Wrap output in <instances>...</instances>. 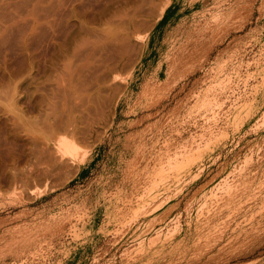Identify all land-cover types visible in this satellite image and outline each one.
<instances>
[{"label": "rangeland", "instance_id": "obj_1", "mask_svg": "<svg viewBox=\"0 0 264 264\" xmlns=\"http://www.w3.org/2000/svg\"><path fill=\"white\" fill-rule=\"evenodd\" d=\"M119 1L57 3L35 37L37 86L29 92L18 83V29L9 46L0 43V264H264V0ZM103 27L113 33L96 34ZM71 29L79 39L96 34L94 45L103 35L96 47L117 37L108 55L102 48L90 59L111 77L95 104L73 91L80 69L71 66L81 63L63 68L61 54L42 72ZM60 71L74 96L63 87L60 98ZM51 88L61 100L53 102ZM46 100L57 116L66 107L68 119L87 113L81 125L71 120L79 127L73 156L55 154L64 133L49 121Z\"/></svg>", "mask_w": 264, "mask_h": 264}, {"label": "bare ground", "instance_id": "obj_2", "mask_svg": "<svg viewBox=\"0 0 264 264\" xmlns=\"http://www.w3.org/2000/svg\"><path fill=\"white\" fill-rule=\"evenodd\" d=\"M60 0H0V19L2 18V20L4 21V23L5 24H2L3 23V21H2V23L0 24V26L2 27V28H0V43H1V45L2 46H4V45H8L9 44V41L11 40L10 39V37H9V34L11 33V36H13V33L11 32L14 28L15 29H18V31H19V33L18 34H16L15 35V37H14V40L15 41H17L16 43H17V50L19 49L22 53H23V56H22V60H20L19 62H18V64H17V72H18V74L20 75V76H22V79H20V81L18 82L19 84H20V89L22 88V86L23 85H27L26 86V88L28 87V89L29 90H27L28 92L29 91H31V90H33V89H36V84H37V82L35 81L37 78V76L34 74V72H36L37 70V68H36V64H35V59H34V57L32 56V54H31V52L33 51V49L35 48V47H33V45L35 44V37L37 36V31H38V28H41L43 25H47L48 24V20H45L46 18H47V16L49 15V14H53L55 11H57L58 10V8H59V4H58V7H57V3H60L59 2ZM123 1V0H122ZM121 0L119 1V4H121V2H122ZM127 0H125V4L127 3L126 2ZM116 3L118 2V1H115ZM114 2V3H115ZM123 3V2H122ZM123 3V6L125 5ZM113 4V3H112ZM119 4H118V6H119ZM139 4V3H138ZM114 5V4H113ZM122 5V4H121ZM135 5H137V4H134V6ZM134 6H132V7H134ZM107 7H111V5L109 6V5H107L106 7H105V9H107V10H105V9H103V11H102V13L103 12H106V14L105 13H103V15L105 14L106 16V19L108 18V19H110V17L111 16H108L107 17V12L109 11V13L108 14H110V12H111V14L113 13V10L111 11V9L109 8H107ZM116 6L114 5V7L112 6V9L113 8H115ZM125 7V6H124ZM129 7H130V5H129ZM128 7V8H129ZM137 7V6H136ZM138 8H139V6H138ZM137 8V9H138ZM126 9V8H125ZM132 9V8H131ZM134 9V8H133ZM105 10V11H104ZM117 10H121V8L119 9V7H117ZM117 10H115V11H117ZM135 10V9H134ZM124 11V8L122 9V12ZM126 11V10H125ZM124 11V12H125ZM118 12H121V11H118ZM121 12V14H123ZM129 12H130V9H129ZM128 12V9H127V11L125 12V13H129ZM132 12H133V10H132ZM115 13L116 12H114V17H116L117 15H118V17H119V15H121V14H116L115 15ZM127 14H125L126 16H127ZM131 14V13H130ZM125 15H121L120 16V18L121 17H125ZM114 17H112L113 18V20L115 21L114 23H116V20H117V18H114ZM127 17H129V15L127 16ZM126 17V18H127ZM130 17H131V15H130ZM5 20H4V19ZM106 19H103V20H106ZM123 20V19H122ZM122 20L121 19H119V20H117V22L118 21H121L122 22ZM124 20H126V21H129L128 20V18L127 19H124ZM1 21V20H0ZM109 21H111V19L110 20H107L106 22H109ZM132 21H133V19H132ZM105 22V21H104ZM123 22H125V21H123ZM128 24H129V22H127ZM110 24H112V22H110ZM123 24H125L126 25V22L125 23H123ZM122 23L120 24L119 23V25H118V27L119 28H122L121 30H123V31H125L126 30V28H124V27H126V26H124ZM114 24H112V26H113ZM120 25H123L124 27H120ZM125 30H124V29ZM109 29V28H108ZM108 29H106V27H103L99 32H97L96 33V31H95V33L96 34H98V33H100L101 31H103V33L104 32H110V34H112L113 33V31H111V30H114V29H109V31H108ZM116 30V29H115ZM117 30H119V29H117ZM93 33V32H92ZM92 33H90V34H92ZM95 33H93V34H95ZM102 33V34H103ZM92 34V35H93ZM93 35L94 37L96 36V38H97V35ZM65 41H64V52L62 53V51H61V49L60 48H58V46H57V44H55V47H56V50H55V52L54 53H52L51 54V56H48V57H46V58H49V57H51V58H49V59H45V61L43 62V63H45L46 62V64H45V67H44V70H42V72L44 71V73H46V74H44V75H48V73L47 72H49V70L52 68L51 66H52V64H49V63H51V62H54V61H57L62 55H63V57H61V59H60V61H61V66L63 65V68H64V66L66 67V66H69L70 67V64H72L73 62H74V60H75V62L77 61L78 62V64H77V66L81 63L82 65H84V64H86V65H84V67L82 66V65H79L78 67H80V68H77V66H76V68L77 69H75V68H73V66L75 65V63H74V65L72 64V69H74V71L75 70H79L78 72L76 71V72H74L77 76H76V78H75V81L73 82V79H74V77H72V84H74V86H73V91H77L78 93H82L83 95H81V96H79L80 98H78V100L79 99H81V100H83V98L85 97V98H87V101H89V102H93V99L95 98V95H101L100 94V91H105V89H109V87H111L112 88V86H108V85H105L106 83H108V82H110L111 81V77L109 76L110 74L107 72V75H103L101 72H102V70H101V72H100V70H99V72L101 73H99L98 71H97V69H94V68H96V67H98V66H96L97 64L100 66V63L98 62L99 61V59L97 60V64H95L92 60L90 61V59H93L92 57H93V55H94V52L96 51V50H100V49H102L103 48V51H104V49L106 48L107 49V52H109V49H108V47H110L111 46V44H112V47L114 46V43L113 42H115L116 41V39H117V37H116V39L113 41L111 38L109 39V41H107V43L105 42V45L104 44H99L98 43V46L96 47V45H97V41L99 40H101L102 38H103V35H102V38L100 39V36H98L99 37V39L97 40V39H95V45H94V43H91L90 42V40H93L94 39V37H93V39H88V38H86L88 41H89V43H87V41H86V39L84 40V38H80L79 39V37H78V32H77V29H71V30H69V31H67L66 33H65ZM92 35H90L91 37L90 38H92ZM100 35V34H99ZM104 35H105V33H104ZM107 35H109L108 33H107ZM125 35H127V34H125ZM115 36H118V35H115ZM121 36H123V35H121ZM128 36H129V34H128ZM104 37H107L106 35L104 36ZM119 37H120V35H119ZM118 37V39H120ZM124 37V36H123ZM8 38V39H7ZM122 38V37H121ZM125 38V37H124ZM124 38H123V40H121V42L122 43H125L126 41H124ZM126 38H127V36H126ZM104 39H106V38H104ZM104 39H102V40H104ZM113 41V42H112ZM119 41V40H118ZM93 42H94V40H93ZM101 42V41H100ZM11 43V42H10ZM107 44L109 45L108 47H107ZM118 44V43H117ZM126 44H128V42L126 43ZM121 45V44H120ZM9 46V45H8ZM124 47H126V45H123ZM123 46H121V49L119 48H116V49H118V50H122V49H124V47ZM1 47V46H0ZM12 46H10V48H11ZM115 47H117V45L115 46ZM114 47V48H115ZM35 50V49H34ZM111 50H113V49H111ZM110 50V51H111ZM102 51V50H101ZM102 51V52H103ZM115 51V50H114ZM113 51V52H114ZM102 52H98L97 51V53H102ZM105 53H106V50L104 51ZM116 52H118V51H116ZM115 53V52H114ZM20 54V53H19ZM62 54V55H61ZM66 54V55H65ZM107 55H108V53H106ZM34 55V54H33ZM100 55V54H99ZM98 55V56H99ZM102 55V54H101ZM104 55V54H103ZM118 55V54H117ZM120 55V54H119ZM119 55L117 56V57H119ZM122 55V54H121ZM96 55H94V57H95ZM98 56H97V58H98ZM111 56V55H110ZM114 56H116V55H114ZM123 56V55H122ZM122 56H120L121 57V59L123 58ZM102 57V56H101ZM109 57V56H108ZM5 58V57H4ZM35 58H36V56H35ZM81 58V59H80ZM96 58V57H95ZM94 58V59H95ZM99 58H100V56H99ZM112 58H113V55H112ZM111 57H109V60H111L112 59ZM21 59V58H20ZM83 59V60H82ZM106 59V58H105ZM108 59V58H107ZM114 59V58H113ZM120 59V58H119ZM119 59H117L116 57H115V59L114 60H119ZM37 60V59H36ZM109 60H108V62H109ZM60 61H57V62H60ZM84 63H82V62ZM104 61V60H103ZM5 62V61H4ZM90 62H93V64H91ZM95 62H96V60H95ZM107 62V61H106ZM106 62H104V64L106 65L107 63ZM110 63V62H109ZM113 63H115V61L113 62ZM112 62H111V64H113ZM5 64V63H4ZM37 64H38V62H37ZM94 65L95 64V66L96 67H94L93 66V69H91L92 67H89V65ZM104 64H102L103 66H105ZM116 64V63H115ZM115 64H113V65H115ZM44 65V64H43ZM58 65V64H57ZM56 65V66H57ZM4 67H2V70H4V72H5V75L7 76V78H8V80H11V76H12V73L10 72V70L8 69V67L7 66H5V65H3ZM38 66V65H37ZM49 66V67H48ZM86 66V67H85ZM116 66V65H115ZM114 66V67H115ZM51 67V68H50ZM68 67V68H69ZM75 67V66H74ZM110 67L111 68H114V67H112V65H110ZM36 68V69H35ZM38 68H39V66H38ZM101 67H98V69H100ZM67 69V68H66ZM69 69H71V68H69ZM71 69V71H72V73H73V70ZM104 69H106L105 67H104ZM36 70V71H35ZM109 70H110V68H109ZM112 70V69H111ZM54 71V70H53ZM61 71H62V67H61ZM61 71H60V73H61ZM63 71H64V69H63ZM70 71V70H69ZM69 71H67L68 72V74L70 73ZM114 71V70H113ZM112 71V72H113ZM51 72V71H50ZM66 72V73H67ZM84 72H86L87 74L85 75L84 74V77H83V73ZM105 72V70H103V73ZM111 72V71H110ZM111 72V73H112ZM3 73V72H2ZM27 73V74H26ZM55 73V72H54ZM57 74L56 76L57 77H59V76H61V77H59V79L60 78H62L63 77V75L65 74L64 72H62V73H64V74ZM71 73V74H72ZM73 73V74H74ZM80 74L82 75V76H80ZM109 74V75H108ZM23 75H24V77H23ZM59 75V76H58ZM19 76V77H20ZM56 76H55V78H54V80H55V83H58V81H59V79L58 78H56ZM65 76H66V74H65ZM68 77H70V74H69V76ZM67 76H66V78H62L63 79V81L65 80H67V78H68ZM36 78V79H35ZM44 78H46V77H44ZM58 79V80H57ZM53 80V81H54ZM57 81V82H56ZM62 81V87H61V90H62V92H60V93H58V92H56V94H55V92H53V90L56 88V84H53L54 85V89H52V94H53V96H52V99H53V97L54 96H56L57 95V93L59 94V96H60V98H61V95H63V96H65V92L67 91V90H69L68 89V87H70L69 86V82H70V79H68V81L67 82H63ZM115 81V80H114ZM113 81V82H114ZM39 82V81H38ZM26 83V84H25ZM45 83V82H44ZM66 83H68V87H66ZM63 84H64V86H63ZM108 84H110V83H108ZM113 84V83H112ZM111 84V85H112ZM100 85H102L101 87H100ZM63 87H65V88H67V90L64 92L63 90L64 89H62ZM17 88V87H16ZM25 88V87H24ZM23 88V89H24ZM96 88V91L94 90V89ZM38 89V88H37ZM60 89V88H59ZM91 89H93L94 90V92H95V94L93 93V94H88L87 96H85L84 95V92H87V91H91ZM18 90H19V87H18ZM56 90V89H55ZM60 90V91H61ZM22 92H25L26 90H21ZM36 91V90H35ZM37 91H39V89L37 90ZM36 91V92H37ZM59 91V90H58ZM69 91H71V90H69ZM107 91V90H106ZM64 92V94H61V93H63ZM12 93V92H11ZM21 93V92H20ZM32 93V92H31ZM41 93V92H40ZM73 92L71 91V94H69V92L67 93V94H69V95H73L72 94ZM102 93H106V92H102ZM22 94H24V93H22ZM21 94V96L19 97V99L17 98L16 100H18L19 102V104L21 105V102H24V99H25V97H24V95H22ZM26 94V93H25ZM55 94V95H54ZM9 95V94H8ZM14 95V94H13ZM16 95V94H15ZM76 95H78V94H75V96ZM103 95V94H102ZM105 95V94H104ZM28 96H30L31 98H30V100L31 101H33L32 100V96L31 95H28ZM27 96V97H28ZM40 96V95H39ZM59 96L57 95V97L59 98ZM74 96V95H73ZM73 96H69V98L71 97V102H72V105H75V104H77V98H76V103H75V101H74V103H73V100H72V97ZM67 97H68V95H67ZM67 97H66V99H67ZM101 97V96H100ZM6 98V97H5ZM10 98V97H9ZM13 98V97H12ZM14 98H16V96L14 97ZM64 98V97H63ZM63 98H61V99H63ZM3 99V98H2ZM11 99V98H10ZM46 99H49V100H52V99H50L49 97L47 98L46 97ZM61 99H56L55 97H54V99H53V102H55L56 100H61ZM102 99H104V96L102 97ZM4 100V99H3ZM6 100V99H5ZM4 100V102H6ZM28 100H29V98H28ZM55 100V101H54ZM13 101H15V100H13ZM12 101V102H13ZM30 102V101H29ZM46 102H47V100H46ZM1 103V102H0ZM14 103H16V101L14 102ZM48 103H50V104H48ZM68 103V102H67ZM69 103H70V100H69ZM68 103V104H69ZM82 103H86V101H84V102H82ZM94 103V102H93ZM96 103H98L97 104V106H98V108H101L102 107V105H103V100H100L99 99V101H97ZM2 104V103H1ZM7 104V103H6ZM34 104V103H33ZM46 104H48L49 106H48V108L50 107V105H51V102H47ZM46 104H45V106H46ZM83 104V105H84ZM89 103H87V105H88ZM95 104V103H94ZM18 105V104H17ZM59 105H61V103H59ZM80 105V104H79ZM82 105V104H81ZM87 105H84V106H82L83 107V109H84V107L86 108H88L89 107V105L87 106ZM91 105V107H92V105L93 104H90ZM3 106V105H2ZM23 106V105H22ZM38 106V105H37ZM53 106H54V104H52V106L50 107V108H52V109H54L53 108ZM56 107H55V109H54V112H55V116L53 117V118H51L49 121L51 122V120H53L51 123H52V125L54 126V125H56V129H59V130H61L63 133V135H61L60 136V140H57V142L58 143H56L57 144V147H56V152H55V154H56V156H57V158L59 157L60 158V156H70L71 154H73L74 155V152H75V150H76V148H77V146H76V142H75V138L77 139V137L75 136V138L74 139H72V136H74V134H78L79 135V132H77V129H79V127H74V125L75 126H78V125H81V119H83V118H81V119H79V122L77 121L78 120V118L79 117H82V115H84L86 112H83L84 114H81V116H78V110L79 109H76L77 110V112H76V110H74V112H73V108L72 109H70V110H72V113H74L75 114V112L77 113L76 115H73V116H71L72 117V119L74 118V116H78V117H76L74 120H76V121H74V123H72L71 122V120L72 119H68V116H67V114L68 115H70L69 113H67L66 114V109L69 111V108H67L65 105L63 106V107H66L65 108V110H63V112H65L64 114H66L63 118H65V120H67L66 122L63 120V118L61 117V119H62V121H64L63 123H62V121H61V119L60 118H58L59 116H60V114L62 115L63 114V112H59L58 114V116L56 115V112H58L59 111V108H58V111H57V104L55 105ZM96 106V107H97ZM18 107H20V106H18ZM35 107V106H34ZM33 107V108H34ZM61 107H62V105H61ZM93 107H95L94 105H93ZM93 107H92V110H93ZM3 108V107H2ZM20 108H22V107H20ZM48 108H46L45 107V109L46 110H49ZM97 108V109H98ZM97 109H96V111H97ZM1 110V109H0ZM85 110V109H84ZM86 110H88V109H86ZM90 110V109H89ZM80 111V110H79ZM91 111V110H90ZM89 111V112H90ZM1 112V111H0ZM70 112V111H69ZM80 112H82V111H80ZM80 112H79V115H80ZM98 112V111H97ZM47 113H51L50 112V110H49V112L47 111ZM46 113V114H47ZM53 113V112H52ZM52 113L51 114H45V115H43V116H45V117H43L41 114V116L43 117V119H44V122L46 123V121L48 120L47 118L50 116V115H52ZM71 113V112H70ZM99 113H100V111H99ZM44 114V113H43ZM87 114V113H86ZM95 114V113H94ZM20 116V115H19ZM57 116V121H56V119H55V117ZM47 117V118H46ZM66 117H67V119H66ZM20 118H21V116H20ZM89 118H90V116H89ZM97 118V117H96ZM47 119V120H46ZM94 119H95V116H94ZM55 120V121H54ZM22 121H23V119H22ZM31 121H33L32 119H31ZM73 121V120H72ZM30 122V121H29ZM43 122V123H44ZM49 122V124H51ZM83 122V121H82ZM92 121L90 120V123H91ZM18 123H19V119H18ZM27 123V122H26ZM55 123V124H54ZM76 123H77V125H76ZM23 124H25L24 123V121H23ZM74 124V125H73ZM83 124H85V122H83ZM87 124V123H86ZM19 125V124H18ZM21 125V124H20ZM20 125H19V128H21L20 127ZM26 125V124H25ZM34 125V124H33ZM33 125H32V127H33ZM44 125H48L47 123L46 124H44ZM49 126V125H48ZM23 127V126H22ZM89 127V126H88ZM88 127H84V128H82V129H84V131L88 128ZM24 128V127H23ZM82 129H81V131H82ZM24 130H26V129H24ZM28 130V129H27ZM80 131V132H81ZM86 132H87V130H86ZM86 132H85V134H86ZM71 133V136H70V138L69 137H67V135L68 134H70ZM82 134L84 133V132H81ZM88 133V132H87ZM34 135V134H33ZM81 135V134H80ZM87 135V134H86ZM32 137V136H31ZM63 137V138H62ZM81 136H79V138H80ZM33 139H34V137H32ZM39 138H41L40 136H39ZM62 138V139H61ZM84 138H86L85 136L83 137V139ZM32 139V140H33ZM82 140V137H81V139H80V141ZM35 141V140H34ZM43 141L45 142V140L43 139ZM77 141H79L78 139H77ZM40 143V144H45V143ZM47 143V142H46ZM39 143H38V145H40ZM46 145H48V143L46 144ZM40 147V146H39ZM80 147V146H79ZM55 149V148H54ZM37 150H39V149H37ZM43 151V149H41V150H39V151H37V152H42ZM44 152H46V151H44ZM40 154V153H39ZM59 154V155H58ZM65 154H67V155H65ZM86 154V153H85ZM54 155V154H53ZM51 156V158L52 157H54V156ZM73 155H71V156H73ZM50 156V155H49ZM56 156H55V159H56ZM64 156H63V158H64ZM67 156V157H68ZM62 158V157H61ZM54 159V158H53ZM62 160V159H61ZM48 173V172H47ZM46 173V174H47ZM165 177V176H164ZM162 179V178H161ZM160 179V180H161ZM163 180H165V179H163ZM162 181V180H161ZM159 184V183H158ZM149 194V193H148ZM208 222H210V221H208ZM204 223V222H203ZM205 224V223H204ZM222 225V224H221ZM197 227V226H196ZM206 227V226H205ZM208 227V226H207ZM200 228V227H199ZM198 228V229H199ZM202 228H203V225H202ZM210 228V227H209ZM205 230V229H204ZM199 231V230H198ZM220 231V230H219ZM199 232H201V231H199ZM203 232V231H202ZM201 232V233H202ZM208 232V231H207ZM210 232V231H209ZM201 233H199V234H201ZM206 233V232H205ZM197 234V233H196ZM208 233H206V235H207ZM213 234H214V231H213ZM204 235V234H203ZM209 235H211L212 236V233L211 234H209ZM208 235V236H209ZM202 236V235H201ZM205 236V235H204ZM211 236H210V238H211ZM161 237V236H160ZM159 237V238H160ZM164 236H162V238H163ZM172 237V236H171ZM205 238V237H204ZM203 238V239H204ZM210 238H208V240L210 239ZM167 240H169L168 238H166ZM200 239V238H199ZM205 239H207V237L205 238ZM156 240V238H154V241ZM157 240H158V236H157ZM207 240V241H208ZM159 241V240H158ZM162 241V240H161ZM206 241V240H205ZM153 242V241H152ZM150 243V242H149ZM156 243V242H155ZM154 243V244H155ZM148 244V243H147ZM153 244V243H152ZM151 245V244H150ZM156 245V244H155ZM178 246H180V245H178ZM149 248V247H148ZM195 250V249H194ZM200 252V251H199ZM204 254V253H203ZM208 256V255H207ZM214 256V255H213ZM212 256V257H213ZM217 256V255H216ZM219 256V255H218ZM221 257V256H220ZM209 258V257H208ZM223 258V257H222ZM177 259V258H176ZM190 259V258H189ZM213 259V261H214V258H212ZM216 259V258H215ZM197 261H200V256H199V258L198 259H196ZM204 260V259H203ZM210 260V259H209ZM175 261V260H174ZM206 261V260H205ZM211 261V260H210ZM219 261H221V260H219ZM223 261V260H222ZM201 262H203V261H201ZM186 263V262H185ZM189 263V262H188ZM207 263V262H206ZM205 263V264H206ZM209 263H211V262H209ZM212 263H214V262H212ZM215 263H216V261H215ZM221 263V262H220ZM178 264V263H177ZM193 264V263H192ZM197 264V263H196Z\"/></svg>", "mask_w": 264, "mask_h": 264}]
</instances>
